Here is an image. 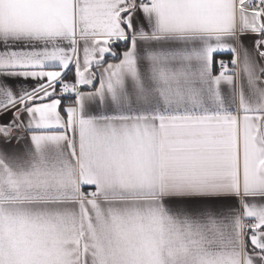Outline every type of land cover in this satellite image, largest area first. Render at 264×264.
Here are the masks:
<instances>
[{"label": "snow or ice", "instance_id": "obj_1", "mask_svg": "<svg viewBox=\"0 0 264 264\" xmlns=\"http://www.w3.org/2000/svg\"><path fill=\"white\" fill-rule=\"evenodd\" d=\"M0 264H264V0H0Z\"/></svg>", "mask_w": 264, "mask_h": 264}, {"label": "crops", "instance_id": "obj_2", "mask_svg": "<svg viewBox=\"0 0 264 264\" xmlns=\"http://www.w3.org/2000/svg\"><path fill=\"white\" fill-rule=\"evenodd\" d=\"M224 58H226L227 59V57L225 56ZM69 102V101H68ZM65 103H67V101H65Z\"/></svg>", "mask_w": 264, "mask_h": 264}, {"label": "built area", "instance_id": "obj_3", "mask_svg": "<svg viewBox=\"0 0 264 264\" xmlns=\"http://www.w3.org/2000/svg\"><path fill=\"white\" fill-rule=\"evenodd\" d=\"M226 59V58H225ZM68 102V101H67Z\"/></svg>", "mask_w": 264, "mask_h": 264}, {"label": "trees", "instance_id": "obj_4", "mask_svg": "<svg viewBox=\"0 0 264 264\" xmlns=\"http://www.w3.org/2000/svg\"><path fill=\"white\" fill-rule=\"evenodd\" d=\"M224 58V57H223Z\"/></svg>", "mask_w": 264, "mask_h": 264}]
</instances>
